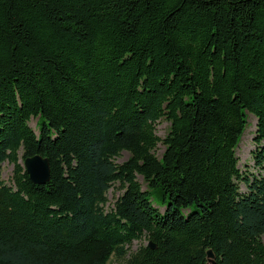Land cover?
<instances>
[{
    "label": "trees",
    "instance_id": "16d2710c",
    "mask_svg": "<svg viewBox=\"0 0 264 264\" xmlns=\"http://www.w3.org/2000/svg\"><path fill=\"white\" fill-rule=\"evenodd\" d=\"M262 235L264 0H0V264H264Z\"/></svg>",
    "mask_w": 264,
    "mask_h": 264
},
{
    "label": "rangeland",
    "instance_id": "374dc122",
    "mask_svg": "<svg viewBox=\"0 0 264 264\" xmlns=\"http://www.w3.org/2000/svg\"><path fill=\"white\" fill-rule=\"evenodd\" d=\"M255 122L256 118L252 114H248V125L246 126L244 132L242 133L240 137V141L236 147V155L239 159L238 161V167L243 170H251L254 171L253 165V159H252V151L255 149V145L253 143V136H254V130H255ZM29 125L36 129V118H31L29 121ZM156 134L163 138L169 128V122L165 119H161L156 122ZM163 151V145L159 143L158 147L156 148V153L158 156L161 155ZM21 155V152H20ZM128 152L123 151L117 158V162H123L128 157ZM13 171V165L9 163L8 161H5L2 163V171H1V179L5 181L6 183H10L11 176ZM140 182L142 183V187L146 188V185L143 183L142 178L139 177ZM118 184L116 183L114 187L110 188L107 193V203L106 208L112 207L114 201L116 198L121 194V191L119 188H117ZM243 188V186H242ZM154 206L158 207L160 211H163L165 209V205L163 202L158 199H153ZM262 240L264 241V235H262ZM141 243H146V240L142 241H134L132 244V249L135 250ZM108 264H117L115 261H110Z\"/></svg>",
    "mask_w": 264,
    "mask_h": 264
},
{
    "label": "water",
    "instance_id": "95a60500",
    "mask_svg": "<svg viewBox=\"0 0 264 264\" xmlns=\"http://www.w3.org/2000/svg\"><path fill=\"white\" fill-rule=\"evenodd\" d=\"M23 166L26 173L29 176V179L34 184H45L50 179V164L46 157H43L40 154L33 156H27L23 160ZM148 246L152 249L156 248V245L149 241ZM207 258L213 260V253L209 249L207 250Z\"/></svg>",
    "mask_w": 264,
    "mask_h": 264
}]
</instances>
